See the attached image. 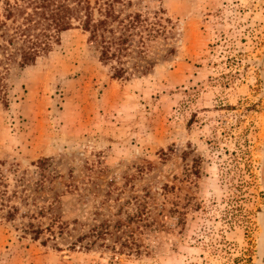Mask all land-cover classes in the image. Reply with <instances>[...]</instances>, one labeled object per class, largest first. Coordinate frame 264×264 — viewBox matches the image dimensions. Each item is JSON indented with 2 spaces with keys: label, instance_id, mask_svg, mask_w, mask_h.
<instances>
[{
  "label": "rangeland",
  "instance_id": "1",
  "mask_svg": "<svg viewBox=\"0 0 264 264\" xmlns=\"http://www.w3.org/2000/svg\"><path fill=\"white\" fill-rule=\"evenodd\" d=\"M124 3L146 72L76 23L6 74L0 264H264V0Z\"/></svg>",
  "mask_w": 264,
  "mask_h": 264
},
{
  "label": "trees",
  "instance_id": "2",
  "mask_svg": "<svg viewBox=\"0 0 264 264\" xmlns=\"http://www.w3.org/2000/svg\"><path fill=\"white\" fill-rule=\"evenodd\" d=\"M124 2L131 5V0H102L95 4L90 0H3L0 99H7L6 74L10 66L25 67L47 56L54 44H59L61 33L74 28L76 23L88 32L89 42L99 51L100 60L110 64L114 77H125L140 66L143 73L152 68L153 65H141L137 61L132 62V67L128 65L135 59L133 47L144 48L138 54H146L148 41L155 37V28L142 12L126 13ZM136 37H139L137 41ZM2 179L0 177V200L4 201L7 191L1 189ZM7 215L13 216V212L9 210Z\"/></svg>",
  "mask_w": 264,
  "mask_h": 264
}]
</instances>
